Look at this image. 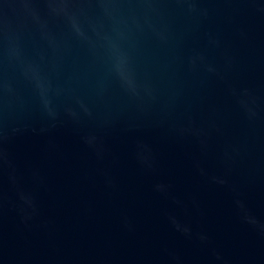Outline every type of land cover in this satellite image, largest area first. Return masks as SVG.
I'll return each mask as SVG.
<instances>
[{
    "label": "water",
    "instance_id": "1",
    "mask_svg": "<svg viewBox=\"0 0 264 264\" xmlns=\"http://www.w3.org/2000/svg\"><path fill=\"white\" fill-rule=\"evenodd\" d=\"M0 264H264V0H0Z\"/></svg>",
    "mask_w": 264,
    "mask_h": 264
}]
</instances>
